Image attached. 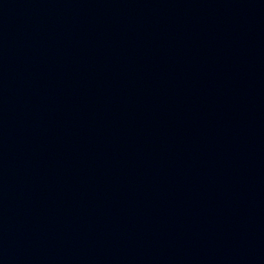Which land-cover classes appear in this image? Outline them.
Masks as SVG:
<instances>
[{"label":"water","instance_id":"95a60500","mask_svg":"<svg viewBox=\"0 0 264 264\" xmlns=\"http://www.w3.org/2000/svg\"><path fill=\"white\" fill-rule=\"evenodd\" d=\"M0 264H264V0H0Z\"/></svg>","mask_w":264,"mask_h":264}]
</instances>
